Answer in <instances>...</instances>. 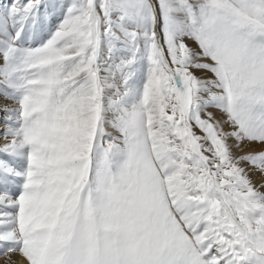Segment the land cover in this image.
<instances>
[{
    "label": "snow or ice",
    "instance_id": "snow-or-ice-1",
    "mask_svg": "<svg viewBox=\"0 0 264 264\" xmlns=\"http://www.w3.org/2000/svg\"><path fill=\"white\" fill-rule=\"evenodd\" d=\"M0 141L10 264H264V0H0Z\"/></svg>",
    "mask_w": 264,
    "mask_h": 264
},
{
    "label": "bare ground",
    "instance_id": "bare-ground-1",
    "mask_svg": "<svg viewBox=\"0 0 264 264\" xmlns=\"http://www.w3.org/2000/svg\"><path fill=\"white\" fill-rule=\"evenodd\" d=\"M0 142H2V141H0ZM18 259H19V257H17V256H14L12 258L13 261L18 260ZM0 264H10V262H9L8 258L4 256V257H0Z\"/></svg>",
    "mask_w": 264,
    "mask_h": 264
},
{
    "label": "rangeland",
    "instance_id": "rangeland-1",
    "mask_svg": "<svg viewBox=\"0 0 264 264\" xmlns=\"http://www.w3.org/2000/svg\"><path fill=\"white\" fill-rule=\"evenodd\" d=\"M0 257H4L3 255H0Z\"/></svg>",
    "mask_w": 264,
    "mask_h": 264
}]
</instances>
